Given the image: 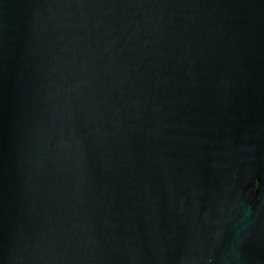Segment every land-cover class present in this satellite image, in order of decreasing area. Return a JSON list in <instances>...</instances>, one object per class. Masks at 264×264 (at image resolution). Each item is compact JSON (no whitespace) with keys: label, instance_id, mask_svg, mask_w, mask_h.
<instances>
[{"label":"water","instance_id":"1","mask_svg":"<svg viewBox=\"0 0 264 264\" xmlns=\"http://www.w3.org/2000/svg\"><path fill=\"white\" fill-rule=\"evenodd\" d=\"M0 264H264V0H0Z\"/></svg>","mask_w":264,"mask_h":264}]
</instances>
